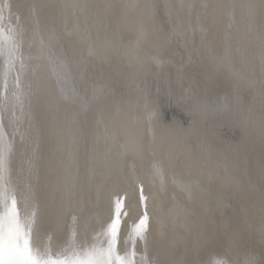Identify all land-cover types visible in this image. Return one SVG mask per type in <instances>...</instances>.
Listing matches in <instances>:
<instances>
[{
  "label": "bare ground",
  "instance_id": "bare-ground-1",
  "mask_svg": "<svg viewBox=\"0 0 264 264\" xmlns=\"http://www.w3.org/2000/svg\"><path fill=\"white\" fill-rule=\"evenodd\" d=\"M0 7V147L36 246H106L120 200L137 264H264V0Z\"/></svg>",
  "mask_w": 264,
  "mask_h": 264
},
{
  "label": "snow or ice",
  "instance_id": "snow-or-ice-1",
  "mask_svg": "<svg viewBox=\"0 0 264 264\" xmlns=\"http://www.w3.org/2000/svg\"><path fill=\"white\" fill-rule=\"evenodd\" d=\"M4 7H0V55H6L3 78L7 90V79L13 68L11 57L18 49L16 37L18 29L9 25L4 26ZM22 66V64H21ZM15 88H20L17 76ZM17 92L12 93V98L17 99ZM7 102V95L0 97ZM2 116V113H0ZM4 133L0 130V141ZM10 151V147H9ZM8 154L0 147V264H137L135 249H121L119 246V224L122 201L115 203V215L108 226L107 244L98 242L90 247L81 248L73 239L66 247L53 251L50 246H36L32 239L34 224L33 212L31 215H22L19 208L18 194L13 187L8 175ZM147 214L135 225L133 235L144 238L147 225ZM123 252V254H121ZM141 264H149L145 258Z\"/></svg>",
  "mask_w": 264,
  "mask_h": 264
}]
</instances>
